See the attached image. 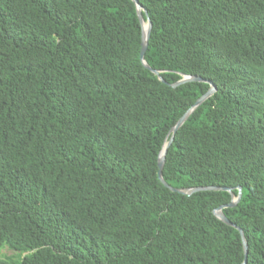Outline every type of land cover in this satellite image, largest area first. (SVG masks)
I'll use <instances>...</instances> for the list:
<instances>
[{
    "label": "trees",
    "instance_id": "16d2710c",
    "mask_svg": "<svg viewBox=\"0 0 264 264\" xmlns=\"http://www.w3.org/2000/svg\"><path fill=\"white\" fill-rule=\"evenodd\" d=\"M138 2L164 82L133 0H0V264H242L239 188L264 264V0Z\"/></svg>",
    "mask_w": 264,
    "mask_h": 264
},
{
    "label": "water",
    "instance_id": "95a60500",
    "mask_svg": "<svg viewBox=\"0 0 264 264\" xmlns=\"http://www.w3.org/2000/svg\"><path fill=\"white\" fill-rule=\"evenodd\" d=\"M136 7H137V13H138V17L140 19V23L142 25L143 31H142V43H141V52H140V58L141 61L143 63V65L149 69L150 71H152L155 75H157L159 77V79L164 82V80L159 76L158 71L152 70L148 64L145 61V54L147 51V47H148V41H149V37L151 34V30H152V22L150 20V18L148 17V13L147 11L139 4L138 0H133ZM143 13L146 15L147 20L145 21ZM187 82H206L209 83L211 85L209 91L207 92V94H205L204 96H202L196 103V105L188 112L186 113L181 119L180 121L177 123V125L172 129L173 133H176V131L182 126V124L185 122V120L188 118V116L202 103L204 102L207 98H209L210 96H212L215 92H216V87L210 82L207 81L201 77H195V76H184L182 80H180L177 84L173 85V87H176L178 85L181 84H185ZM173 141V137L170 139V141L168 143H166V145H164V148L162 150V152L160 153L159 156V160H158V176L160 181L169 189H171L172 191L175 192H179L185 195H193L196 192L199 191H219V190H223V191H231L229 188H221V187H216V186H209V187H199V188H192V189H187V190H177L174 189L172 187H170L163 179V175H162V171L164 168V164H165V160H166V154H167V149L168 147L171 145ZM232 202L226 206H223L221 208H219L218 210H216L214 212L215 216L220 219L221 221H223L224 223H226L227 225H230L234 228H236L241 237H242V242H243V246H244V251H245V259L244 262L242 264H246L247 263V244L246 241L244 239V234L243 231L240 227H238L236 224L232 223L230 220H228L225 215L222 213V209L223 208H233L235 207L238 202L241 200L242 197V191L241 188H239V195L238 197H235L234 195H232Z\"/></svg>",
    "mask_w": 264,
    "mask_h": 264
},
{
    "label": "rangeland",
    "instance_id": "374dc122",
    "mask_svg": "<svg viewBox=\"0 0 264 264\" xmlns=\"http://www.w3.org/2000/svg\"><path fill=\"white\" fill-rule=\"evenodd\" d=\"M12 254H13V252L9 251L8 249H3V250L1 251V255H0V257H6V256H10V255H12Z\"/></svg>",
    "mask_w": 264,
    "mask_h": 264
}]
</instances>
